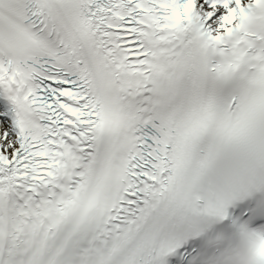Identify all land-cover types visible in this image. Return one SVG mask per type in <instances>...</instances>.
<instances>
[{
    "label": "snow or ice",
    "instance_id": "6c2138e0",
    "mask_svg": "<svg viewBox=\"0 0 264 264\" xmlns=\"http://www.w3.org/2000/svg\"><path fill=\"white\" fill-rule=\"evenodd\" d=\"M0 264H264V0H0Z\"/></svg>",
    "mask_w": 264,
    "mask_h": 264
}]
</instances>
